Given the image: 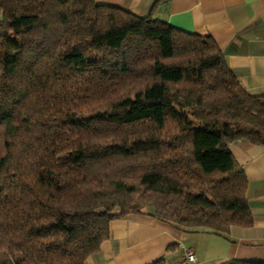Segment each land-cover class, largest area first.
<instances>
[{
    "label": "trees",
    "instance_id": "trees-1",
    "mask_svg": "<svg viewBox=\"0 0 264 264\" xmlns=\"http://www.w3.org/2000/svg\"><path fill=\"white\" fill-rule=\"evenodd\" d=\"M0 15V264H87L139 213L218 235L254 223L230 145H264V94L212 37L96 0Z\"/></svg>",
    "mask_w": 264,
    "mask_h": 264
},
{
    "label": "crops",
    "instance_id": "crops-1",
    "mask_svg": "<svg viewBox=\"0 0 264 264\" xmlns=\"http://www.w3.org/2000/svg\"><path fill=\"white\" fill-rule=\"evenodd\" d=\"M138 16L212 37L230 67L253 95L264 94V0H96ZM1 16V15H0ZM249 179L251 226H232L226 235L190 232L150 213L112 222V235L87 264H148L165 258L181 264L188 249L197 264L229 259L264 263V145L239 140L230 145Z\"/></svg>",
    "mask_w": 264,
    "mask_h": 264
},
{
    "label": "built area",
    "instance_id": "built-area-1",
    "mask_svg": "<svg viewBox=\"0 0 264 264\" xmlns=\"http://www.w3.org/2000/svg\"><path fill=\"white\" fill-rule=\"evenodd\" d=\"M181 264H197L196 254L191 249H188Z\"/></svg>",
    "mask_w": 264,
    "mask_h": 264
}]
</instances>
